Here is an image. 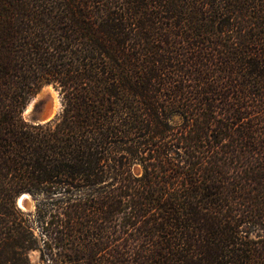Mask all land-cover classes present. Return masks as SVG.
I'll use <instances>...</instances> for the list:
<instances>
[{
    "label": "trees",
    "instance_id": "trees-1",
    "mask_svg": "<svg viewBox=\"0 0 264 264\" xmlns=\"http://www.w3.org/2000/svg\"><path fill=\"white\" fill-rule=\"evenodd\" d=\"M0 264H264V0H0Z\"/></svg>",
    "mask_w": 264,
    "mask_h": 264
},
{
    "label": "rangeland",
    "instance_id": "rangeland-1",
    "mask_svg": "<svg viewBox=\"0 0 264 264\" xmlns=\"http://www.w3.org/2000/svg\"><path fill=\"white\" fill-rule=\"evenodd\" d=\"M62 110V98L60 92L53 85H45L33 98L23 112V116L27 121L46 122L56 118ZM30 194V193H28ZM20 197V196H19ZM18 197V199H19ZM18 206L27 214L34 218L33 214L36 210V199L30 194L28 198L23 200L21 206ZM39 253L31 254L32 260L38 259Z\"/></svg>",
    "mask_w": 264,
    "mask_h": 264
},
{
    "label": "water",
    "instance_id": "water-1",
    "mask_svg": "<svg viewBox=\"0 0 264 264\" xmlns=\"http://www.w3.org/2000/svg\"><path fill=\"white\" fill-rule=\"evenodd\" d=\"M47 121V120H46ZM25 197V198H28L29 196H30V194H28V193H23L20 197H19V199H18V202H19V200H20V198L21 197Z\"/></svg>",
    "mask_w": 264,
    "mask_h": 264
},
{
    "label": "bare ground",
    "instance_id": "bare-ground-1",
    "mask_svg": "<svg viewBox=\"0 0 264 264\" xmlns=\"http://www.w3.org/2000/svg\"><path fill=\"white\" fill-rule=\"evenodd\" d=\"M46 120H48V119H46ZM24 199H25V197L23 196V197H21L20 200H19V204H20L21 206L23 205L22 203H23V200H24Z\"/></svg>",
    "mask_w": 264,
    "mask_h": 264
}]
</instances>
